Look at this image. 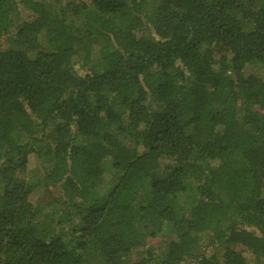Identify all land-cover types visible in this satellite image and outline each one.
<instances>
[{
  "label": "trees",
  "instance_id": "16d2710c",
  "mask_svg": "<svg viewBox=\"0 0 264 264\" xmlns=\"http://www.w3.org/2000/svg\"><path fill=\"white\" fill-rule=\"evenodd\" d=\"M0 264H264V0H0Z\"/></svg>",
  "mask_w": 264,
  "mask_h": 264
},
{
  "label": "rangeland",
  "instance_id": "374dc122",
  "mask_svg": "<svg viewBox=\"0 0 264 264\" xmlns=\"http://www.w3.org/2000/svg\"><path fill=\"white\" fill-rule=\"evenodd\" d=\"M84 2H89V0H83ZM19 20H27L30 17L28 16V13L23 10L21 7H19ZM101 45L100 40H96L93 47V52L95 53L94 56H96L99 52V47ZM257 74V66L256 65H248L244 68V75L250 76V75H256ZM33 155H30L28 157V165H27V172L25 174L26 179L29 182L38 183L39 182V176L37 174V164L36 160L33 158ZM116 182V177L110 178L109 175H105L104 179H101V184L98 188V190L101 193H106ZM52 194H49L48 192L43 190V187L37 188L36 191L32 194V197L30 198V201L32 203L39 202L42 205H45L48 209L49 204L52 202ZM138 229H141L142 225H137ZM173 235L170 233H165L163 235V238L160 242V244L154 249V253L156 255L161 254L164 252L167 248L168 243L172 240ZM248 259H251L250 256L246 255Z\"/></svg>",
  "mask_w": 264,
  "mask_h": 264
}]
</instances>
